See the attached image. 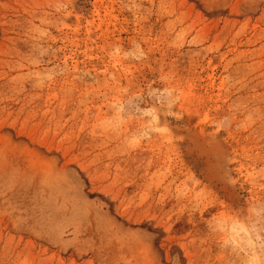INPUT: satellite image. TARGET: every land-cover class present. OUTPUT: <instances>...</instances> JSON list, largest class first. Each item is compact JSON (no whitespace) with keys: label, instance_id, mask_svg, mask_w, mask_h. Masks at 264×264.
I'll use <instances>...</instances> for the list:
<instances>
[{"label":"rangeland","instance_id":"rangeland-1","mask_svg":"<svg viewBox=\"0 0 264 264\" xmlns=\"http://www.w3.org/2000/svg\"><path fill=\"white\" fill-rule=\"evenodd\" d=\"M133 44L142 60L111 55ZM150 88L179 99L130 147L143 117L102 122L124 93L148 107ZM193 136L227 146L230 190ZM258 207L264 0H0V264H264ZM240 230L247 251L225 246Z\"/></svg>","mask_w":264,"mask_h":264},{"label":"clouds","instance_id":"clouds-1","mask_svg":"<svg viewBox=\"0 0 264 264\" xmlns=\"http://www.w3.org/2000/svg\"><path fill=\"white\" fill-rule=\"evenodd\" d=\"M47 21H42L40 24H34L31 28L35 41L39 44L49 36L48 28L45 27ZM46 49L42 46L36 48V56L33 63L39 64L40 58L46 54ZM111 55L119 56L123 59L142 60L145 56L143 48L139 44H133L127 49L120 46H116L112 49ZM35 81L36 87H44L51 81H53L57 75L55 69H49L46 72H35L30 74ZM124 99H122L115 106V113L112 118L103 121L102 126L106 130L118 131L127 122L130 116L145 119V125L143 128L129 138L128 144L130 147L135 146L138 142L148 138L159 127L157 121L161 111L170 110L177 103L179 96L175 89H148V96L151 98L152 103L145 107V101L143 96L129 95L124 93ZM149 108L151 112L149 113ZM148 113L147 116L145 114ZM257 217L264 218V207H258L251 210ZM247 228V224L245 225ZM251 234V233H249ZM245 237L244 230L238 232L237 237L227 239L225 246L231 247L237 251L245 250L242 243V238ZM264 240V236L261 237ZM247 264H260L258 257L249 252V259Z\"/></svg>","mask_w":264,"mask_h":264},{"label":"bare ground","instance_id":"bare-ground-1","mask_svg":"<svg viewBox=\"0 0 264 264\" xmlns=\"http://www.w3.org/2000/svg\"><path fill=\"white\" fill-rule=\"evenodd\" d=\"M194 138H196L195 139L197 142L196 144L199 143L198 146H196L198 150L195 148V150H197L196 154L200 155L199 157H201V155L204 156L203 158L207 157L204 159V160L206 159L207 160H206V164H204L206 165L203 169L204 171L203 170L202 171L204 173H207L208 176H210L208 181L211 184H213V186L220 185V190L222 191H227L228 189L230 190L231 188H228V187L230 186V180L232 179L231 174H230V171L232 172V169L231 167H229V163L231 160V158L229 157V153H228L229 151L225 149V147L227 146L223 147L224 144L222 145L221 142L218 141L219 139L216 140L214 138L212 139L209 137L211 140H207L205 142H202V141L198 142V139L200 138H197V137H194ZM206 139L207 138H205V140ZM195 140L193 139V141ZM192 143L193 145L195 144V142H192ZM198 151L200 154L198 153ZM211 178L214 179L215 181H213ZM231 193L233 192L231 191Z\"/></svg>","mask_w":264,"mask_h":264}]
</instances>
